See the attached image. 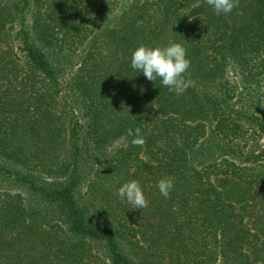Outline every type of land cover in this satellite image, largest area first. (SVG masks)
I'll return each instance as SVG.
<instances>
[{
	"label": "trees",
	"instance_id": "trees-1",
	"mask_svg": "<svg viewBox=\"0 0 264 264\" xmlns=\"http://www.w3.org/2000/svg\"><path fill=\"white\" fill-rule=\"evenodd\" d=\"M120 3L121 0L0 2V46L9 24L16 28L12 36L21 54L17 63L4 66L3 49L11 37L0 49V78L6 68L13 67L12 80L6 78L14 89L11 97L4 94L6 86L0 91V153L10 161L35 162L47 174L67 175L64 186L43 191L36 205L29 200L31 192L27 195L31 202L27 203L24 190L12 193L0 188V264H75L72 248H79L74 244L77 237L86 240L90 248L98 244L108 248L107 260L102 264H131L116 249L113 232L87 224L85 210L75 200L80 157L85 154L91 158V148L101 149L117 137H124L128 145L108 159L94 158L87 185L105 218L117 225L132 219L152 237L157 254L165 255L168 264H191L200 256L199 248H216L212 253L216 260L221 259L220 264L246 263L250 258L243 251L264 248V235L250 240L255 235L242 228V212L236 214L235 207L225 199L223 187L216 184V178L211 180V172L202 162L205 154L197 153L195 148L189 151L205 133L198 116L204 115L205 106L212 111L210 98L205 96L206 102L190 101L188 105L187 95L169 91L159 78L155 82L142 79V72L131 67V56L139 45L151 46L156 30L158 33L166 23L175 21V38L185 43L192 73L206 78L218 63L216 51L233 50L241 46L240 40L250 45L248 60L259 61L264 72V0H240L232 12L241 14L238 24L223 15H204L205 2L196 6L195 18L187 20L178 18L177 11L182 9L178 0H144L135 12L130 10L131 14L123 9L114 26L107 28L103 20ZM30 5L37 16L28 24ZM207 34L215 40L211 52L201 54ZM88 35L79 74L70 88L87 103L83 106L87 124L80 146L75 109L64 92L61 76L73 62L64 56V47L74 50ZM151 112L155 114L152 119ZM129 128L141 129L146 141L143 146L131 143L134 137L127 135ZM258 133L264 134V130ZM65 135L68 157L61 162L60 137ZM260 159L264 160V147ZM166 176L174 179L168 198L157 187V182ZM133 179L139 181L149 201L146 209H134L117 195L118 189ZM238 181L251 186L253 178L241 176ZM259 191L256 184L250 205L260 201ZM41 202L46 207L38 211ZM224 248H233L231 256Z\"/></svg>",
	"mask_w": 264,
	"mask_h": 264
},
{
	"label": "rangeland",
	"instance_id": "rangeland-1",
	"mask_svg": "<svg viewBox=\"0 0 264 264\" xmlns=\"http://www.w3.org/2000/svg\"><path fill=\"white\" fill-rule=\"evenodd\" d=\"M4 1L6 0H0V2ZM143 1L121 0L116 9L103 20L104 26L112 28L123 9L127 8L128 13L131 14L130 10L134 9L135 12V10L143 5ZM178 1L182 4V9L177 11L178 18L194 19L198 14L195 12V8L201 2H205L206 4L203 10L204 15L216 16L212 7L207 5L206 0ZM27 14V23L30 24L31 18H36L37 16L36 13L32 12V5L28 8ZM222 15L228 20L233 18L237 24L241 21V14L239 13ZM100 22L101 20L97 21L98 24ZM175 24V21H171L166 23L164 28L162 27L158 33L156 30L152 37L151 46H167L170 43H180L185 47L184 42L176 41ZM15 30L16 28L12 29V26H9V24L4 29V43L9 42L10 37L11 40L7 45L3 43L0 46V49H3L5 45L3 49L5 55L1 61V65L6 66V63L12 64V62L17 63V60H19L18 55L20 53L17 41L12 36L16 32ZM237 38L238 40L243 39L242 37ZM81 40V43L74 50L64 47V56L71 57L73 62L69 67L64 69L61 76L64 79V92L73 103L75 109L76 121L79 127L78 140L80 146L83 145L87 124V115L83 110V106L84 104L87 105V103H83L80 95L73 93L70 88L72 82L79 74L78 68L83 57V52L90 40L89 35L83 36ZM214 40L209 34L205 36L201 45V54L211 52ZM240 44L241 46L233 50H217L216 52L219 56L218 63L214 64L213 71L206 78L200 76L201 74L198 72L192 73V68L190 67L186 72L187 77L185 79L192 80L193 85L189 87L190 92L187 89L183 94L189 98L187 101L188 105L190 101L198 102V104L200 101L206 102L205 96L211 100L208 105L212 107V111H209L208 107L205 106L204 115L198 116V119L205 125V133L189 151L195 148L197 153L201 152L205 154L202 162L210 170L211 180L216 178V184L223 187L222 191L226 196L225 199L235 207L236 214L242 212L244 217L241 223L242 228L248 229L250 235H255L253 238H250V240H254L264 235V160L260 159L264 147V134L258 133V131L264 130V72L259 65V61L248 60L250 45H243V40H240ZM210 56L212 57L213 55L209 54L208 57ZM209 61L211 60L209 59ZM12 68H6L5 74L0 78V91L4 88L3 86H6L4 91L6 97H11L14 93L13 86L8 83L6 78L9 77L12 80ZM142 79H146V77L143 75ZM114 85L117 84L114 83ZM117 86L115 90H117ZM214 111L216 112L215 114ZM154 115L151 112L150 118L152 119ZM57 116H60V114H57ZM219 121L221 122L220 125ZM61 124L62 120L57 123L56 129ZM60 140L59 152L61 157L59 161L63 162V159L68 157L69 143L67 135L60 137ZM127 145L128 142L124 137L112 138L101 149L91 148V158L90 155L85 154L80 157L78 162L80 183L75 191L77 193L75 196L76 203L84 208V217L87 224L106 227L109 231L113 232L116 249L122 252L131 264H168L169 259L165 255L157 254L159 252L158 248L155 247L151 240L152 237H149L148 233L140 230L132 219L123 221V224L117 225L110 221V219L105 218V213L98 211L95 206V200L87 191V185L91 181L94 169L93 159L96 158V161L97 158L108 159L117 149L126 147ZM141 156L148 160L145 154ZM41 168L35 162L28 163L25 160L22 162L10 161L5 159L0 153V185L2 186L0 188L2 190H9L12 193H16L17 191L23 192L24 190L23 196L25 201L27 203L32 201L36 205L40 203L38 200L43 191H50L56 188L54 186L57 185L64 186L67 180V175H58V173L47 174ZM241 176L253 178V181H250L252 185L249 186L247 182L240 183L238 178ZM256 184L260 189L259 193L262 195L259 198L260 201L254 205H250L253 197V187ZM30 192L32 193L29 199L31 201L28 200L27 196ZM42 207L46 206L41 202L38 211ZM254 241L250 243L253 244ZM74 242L79 247L72 248L76 256L75 264H102V261L107 260V247L98 244L90 248L86 240H82L80 237H77ZM199 249L200 256L192 263L210 264L214 259V264L221 263V259L216 260V256L212 253L216 248ZM224 249L227 250V256H231L233 248ZM263 249L245 248L243 252L250 259L243 264H264ZM175 251L174 249L173 252ZM239 264H242V262H239Z\"/></svg>",
	"mask_w": 264,
	"mask_h": 264
},
{
	"label": "clouds",
	"instance_id": "clouds-1",
	"mask_svg": "<svg viewBox=\"0 0 264 264\" xmlns=\"http://www.w3.org/2000/svg\"><path fill=\"white\" fill-rule=\"evenodd\" d=\"M216 15H227L239 7L240 0H206ZM191 61L187 58L185 47L180 43H170L167 46L139 45L132 53L131 67L142 72L147 80L155 82L159 78L162 85L177 95L183 94L193 81L185 79V73L190 68ZM127 135L134 137L133 145L143 146L145 139L140 128L127 130ZM159 192L168 198L174 188L172 177H163L157 182ZM121 199H126L134 209H146L149 201L146 199L138 180L125 182L117 192Z\"/></svg>",
	"mask_w": 264,
	"mask_h": 264
}]
</instances>
